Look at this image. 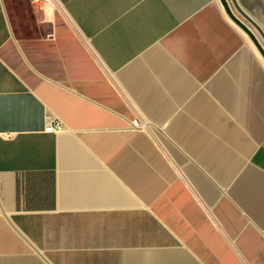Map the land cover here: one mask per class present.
I'll list each match as a JSON object with an SVG mask.
<instances>
[{"label":"crops","instance_id":"obj_1","mask_svg":"<svg viewBox=\"0 0 264 264\" xmlns=\"http://www.w3.org/2000/svg\"><path fill=\"white\" fill-rule=\"evenodd\" d=\"M58 2L0 0V264H264L247 34L219 0Z\"/></svg>","mask_w":264,"mask_h":264},{"label":"water","instance_id":"obj_2","mask_svg":"<svg viewBox=\"0 0 264 264\" xmlns=\"http://www.w3.org/2000/svg\"><path fill=\"white\" fill-rule=\"evenodd\" d=\"M219 2L227 16L231 19V21L247 34L250 41L253 43V45L264 60V45L259 41L258 37L254 33L255 31L261 41L264 43V32L260 28V26L240 8V6L235 0H219ZM231 7L234 9V11L237 12L241 19L244 20V22L232 13Z\"/></svg>","mask_w":264,"mask_h":264},{"label":"built area","instance_id":"obj_3","mask_svg":"<svg viewBox=\"0 0 264 264\" xmlns=\"http://www.w3.org/2000/svg\"><path fill=\"white\" fill-rule=\"evenodd\" d=\"M31 5L38 9H43L44 7L47 6H53L57 10L62 11V7L58 0H28ZM61 129L60 125L56 123L53 125L50 121H46L45 123V129L44 131L46 133H53V132H58Z\"/></svg>","mask_w":264,"mask_h":264},{"label":"rangeland","instance_id":"obj_4","mask_svg":"<svg viewBox=\"0 0 264 264\" xmlns=\"http://www.w3.org/2000/svg\"><path fill=\"white\" fill-rule=\"evenodd\" d=\"M232 8V7H231ZM233 9V8H232ZM234 10V9H233ZM236 14V13H235ZM238 17H240L238 14H236ZM240 19H241V17H240ZM241 21H243L244 22V20L243 19H241ZM233 25H234V23H232ZM253 30V29H252ZM254 31V30H253ZM254 33L256 34V36L258 37V39H259V41L262 43V44H264L262 41H261V39L259 38V36H258V34L254 31Z\"/></svg>","mask_w":264,"mask_h":264},{"label":"bare ground","instance_id":"obj_5","mask_svg":"<svg viewBox=\"0 0 264 264\" xmlns=\"http://www.w3.org/2000/svg\"><path fill=\"white\" fill-rule=\"evenodd\" d=\"M231 11H232V13L236 16V14L235 13H237V12H235L232 8H231ZM237 18H239L240 19V17H238V16H236ZM231 20V19H230ZM235 24V23H234ZM236 25V24H235ZM237 26V25H236ZM238 27V26H237ZM239 28V27H238ZM239 29H241V28H239ZM242 30V29H241ZM246 35V34H245ZM264 45V44H263Z\"/></svg>","mask_w":264,"mask_h":264}]
</instances>
